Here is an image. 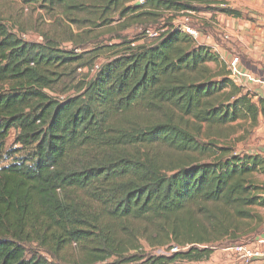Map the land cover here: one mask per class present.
Returning a JSON list of instances; mask_svg holds the SVG:
<instances>
[{"label": "trees", "instance_id": "1", "mask_svg": "<svg viewBox=\"0 0 264 264\" xmlns=\"http://www.w3.org/2000/svg\"><path fill=\"white\" fill-rule=\"evenodd\" d=\"M23 1L77 15L78 27L168 18L151 42L143 32L108 46L82 81L81 54L0 20V264H54L31 245L55 257L76 246L85 264L206 261L224 238L264 228V155L198 142L204 127L258 125L264 98L173 25L181 14L241 11L214 0ZM143 242L173 251L150 255Z\"/></svg>", "mask_w": 264, "mask_h": 264}, {"label": "rangeland", "instance_id": "2", "mask_svg": "<svg viewBox=\"0 0 264 264\" xmlns=\"http://www.w3.org/2000/svg\"><path fill=\"white\" fill-rule=\"evenodd\" d=\"M140 1H137L138 3ZM135 3V4H136ZM168 14V13H167ZM191 14H181L173 20V25L182 27L187 24L196 29L199 33L207 31L205 25L201 21H197ZM78 18L77 15H66L65 12L43 8L40 4H26L23 0H0V20L14 32L27 40L45 42L47 39L56 41L61 48L73 49L83 58L80 60V66H76L75 76L77 81H82L87 75L92 76L100 66L105 62L106 58L112 53L108 51V46L118 44L123 38L132 40L137 36H143V32L154 29L162 32L166 29L167 16L159 18L153 22L152 19H145L149 22L148 25H140L137 22L131 21L129 18L119 20L114 17V22L108 26L96 27L92 24H83L78 27L71 18ZM80 18V17H79ZM186 32V30L183 28ZM145 33V34H146ZM121 36V37H120ZM73 38L75 42L68 39ZM152 39L147 35L140 42H151ZM104 48V49H102ZM97 55H99L97 57ZM216 66L215 63L211 64ZM73 91L59 93L58 96H67ZM223 126L208 129L204 127L202 133L198 136V142L206 144L211 151L217 150L218 146L232 147L234 151L239 153H261L264 155V120L256 126L246 123L242 126ZM13 130L8 141V146H13L15 137ZM214 143L215 145H211ZM214 152L200 154L198 152L189 153L198 160H211L215 156ZM260 182L264 181V175L259 174ZM264 213V208L259 209ZM264 232L261 227L257 235H250L242 239L235 240L224 238L215 244V251L206 261H179L176 264H238L239 257L235 252V247L239 244H249L254 241V237ZM144 250L150 255H161L171 253L166 247H152L143 242ZM30 254L38 251V255L47 258L48 261L54 264H85L82 262L81 256L76 246L66 250L65 255L55 257L51 253L40 250L36 245L29 247ZM110 260L108 262H112ZM109 264V263H107ZM137 264V263H131ZM139 264V263H138ZM252 264V262L250 263Z\"/></svg>", "mask_w": 264, "mask_h": 264}, {"label": "crops", "instance_id": "3", "mask_svg": "<svg viewBox=\"0 0 264 264\" xmlns=\"http://www.w3.org/2000/svg\"><path fill=\"white\" fill-rule=\"evenodd\" d=\"M214 1L219 2L221 6L241 11L243 16L236 18L218 12L190 13L207 29L200 33L196 41L211 46L226 63L227 69L232 58L239 56V68L242 71L264 79V0ZM236 83L254 94L255 102L258 96L264 98V92L258 83L250 81ZM253 243L264 251V232L256 236ZM252 264H264V255L255 259Z\"/></svg>", "mask_w": 264, "mask_h": 264}, {"label": "built area", "instance_id": "4", "mask_svg": "<svg viewBox=\"0 0 264 264\" xmlns=\"http://www.w3.org/2000/svg\"><path fill=\"white\" fill-rule=\"evenodd\" d=\"M142 2V0H140V3ZM183 28L189 33L191 34V36L195 39L198 40V38L200 37V33L194 29L193 27H191L190 25H183ZM147 37L150 39H156L160 36V32L154 30V29H149L147 30L146 33ZM239 62H240V58L239 56H235L232 58V60L229 62L228 64V70H229V77L235 81H250V82H255L258 83L263 92H264V79L262 78H258L253 76L251 73L242 71L239 68ZM99 68V66H97V69ZM66 96H59L60 99H64ZM261 242V241H259ZM235 252L239 257L240 263H251L253 262L255 259L261 257L264 255V251L254 245L253 242L249 243V244H239L235 247Z\"/></svg>", "mask_w": 264, "mask_h": 264}, {"label": "water", "instance_id": "5", "mask_svg": "<svg viewBox=\"0 0 264 264\" xmlns=\"http://www.w3.org/2000/svg\"><path fill=\"white\" fill-rule=\"evenodd\" d=\"M140 4V2L136 3V5Z\"/></svg>", "mask_w": 264, "mask_h": 264}]
</instances>
